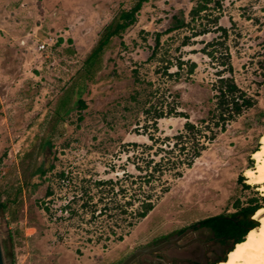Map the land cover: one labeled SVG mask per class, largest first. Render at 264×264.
I'll use <instances>...</instances> for the list:
<instances>
[{
    "label": "rangeland",
    "instance_id": "1",
    "mask_svg": "<svg viewBox=\"0 0 264 264\" xmlns=\"http://www.w3.org/2000/svg\"><path fill=\"white\" fill-rule=\"evenodd\" d=\"M135 1L0 0L5 264H115L147 241L262 195L238 176L257 167L252 153L264 133V0H209L193 20L189 10L197 0L143 1L136 20L111 37L95 73L85 78L83 61L104 28ZM175 18L188 24L167 32ZM226 52L235 82L254 104L187 166L174 136L185 121L177 113L196 123L208 117ZM179 60V74H166ZM189 61L196 62L191 73ZM78 97L86 107H77ZM150 104L174 110L155 118ZM46 139L50 147H43ZM41 165L52 166L40 174ZM144 198L153 208L139 217ZM195 234L211 235L200 227ZM232 244L216 242L211 263L227 258Z\"/></svg>",
    "mask_w": 264,
    "mask_h": 264
},
{
    "label": "trees",
    "instance_id": "2",
    "mask_svg": "<svg viewBox=\"0 0 264 264\" xmlns=\"http://www.w3.org/2000/svg\"><path fill=\"white\" fill-rule=\"evenodd\" d=\"M143 1L146 0H136L128 9L121 10L116 19L114 21H111L104 28L96 44L83 61L82 70L86 75L84 76L85 78H89L95 73V66L100 62V57L102 54L101 52L109 43L111 37L120 34L121 31H123L127 26H129L136 20V13L140 10ZM208 4L209 0H197L195 5H193L189 10L191 19H195L202 11L207 10ZM186 24L188 23L185 22L184 19L175 18L173 24L165 30L168 32L182 27ZM221 29L224 33H226L225 28ZM160 34L161 33L159 32L155 35V45L159 44ZM208 44L210 45V43ZM155 54L156 53H151L152 56ZM206 54L212 58L214 57L212 51H208ZM220 55L222 58L220 61L221 69L217 71V78L212 83V86L216 92L214 93L216 103L214 108L208 110V117L206 119H201L200 123H196L190 120L189 116L182 111H179L177 113L178 115L183 116L185 118V121L183 123V129L178 131V133L174 136L175 138L182 141V144L178 147V150L181 151L184 155L179 160L180 162L185 163L187 166H190L194 158L198 157L201 154V151L206 148V144L208 142H211L215 138L218 130H224L226 124L229 121L235 119V117L241 114L244 109L249 108L254 104V98L248 95L243 89H241L234 80V77L232 75L233 67L230 61V54L226 52L220 53ZM183 64L184 61L179 60L176 64V71L167 73L168 66L164 68V71H166V74L170 76L178 75V70H180ZM195 67L196 62L189 61L187 71L191 73ZM62 104L65 105V100L62 101ZM77 107H86V103L81 97L77 98ZM151 108H153V105H148V113L150 112ZM172 110L174 109H169L168 111H166V113H164V111L157 110V108L154 107V117L159 118L162 116H166L167 114L173 112ZM79 118H81V116H79ZM150 139L153 140L151 137ZM185 139L189 141L190 146H187V143L183 141ZM48 146L50 147V141L46 139L43 142V147ZM51 166L52 165H49L48 167ZM156 166H159V163L155 162L153 164V168H156ZM48 167H45V165H41L38 169L39 173L44 174L46 168ZM58 175L60 177H63L64 171H60ZM150 175L151 174L149 173V176ZM238 180L244 187L250 186V183L248 184L245 182V177L242 174L238 176ZM108 183L111 184L110 179L97 180V184ZM45 193L47 195H50L52 191L51 189L47 188ZM138 204L139 207L137 208V210H135V214L139 217H144L147 212H149L153 208V202L147 198L140 200ZM0 206H3V204L1 203ZM122 206L123 205H121V207ZM235 206H238L237 209L231 213H217L209 215L191 224L195 227L210 226L215 230L217 236L223 241L230 239L233 244L226 249L225 254L228 250L235 246V243H237L238 241H242L244 236L251 228H254L255 226H258L260 224L259 220L257 218H254L253 215L258 208L264 206V195L262 194L260 197L257 193H255L254 196H251L247 199V202L244 205H239V202H236ZM121 211L125 213L126 209H121ZM99 212H101L100 209ZM93 215L94 211L91 212V216ZM225 258L226 257H220L215 261Z\"/></svg>",
    "mask_w": 264,
    "mask_h": 264
},
{
    "label": "flooded vegetation",
    "instance_id": "3",
    "mask_svg": "<svg viewBox=\"0 0 264 264\" xmlns=\"http://www.w3.org/2000/svg\"><path fill=\"white\" fill-rule=\"evenodd\" d=\"M198 228L189 225L174 231L168 236L159 237L149 243L147 241L127 252L115 264H120L139 249L145 250L134 255L127 264H195L200 259H205L208 264H212V253L216 251L215 243L218 242V239L214 235L205 238L196 235L195 231ZM171 239L174 242H169L154 252L148 251V247H153Z\"/></svg>",
    "mask_w": 264,
    "mask_h": 264
},
{
    "label": "bare ground",
    "instance_id": "4",
    "mask_svg": "<svg viewBox=\"0 0 264 264\" xmlns=\"http://www.w3.org/2000/svg\"><path fill=\"white\" fill-rule=\"evenodd\" d=\"M253 157L256 160L257 167L256 168H246L244 171L245 181L250 184H257L259 190L264 195V133L260 136V146L252 153ZM264 208V206L258 208L254 213L253 217L257 218L260 222L258 226L251 228L247 234L244 236L242 241H238L234 247H232L229 251V255L225 259H221L217 261L215 264H229L232 260L231 253L236 251L238 247L243 244H246L250 241L253 234H259L261 230H264V213L260 212V209Z\"/></svg>",
    "mask_w": 264,
    "mask_h": 264
},
{
    "label": "snow or ice",
    "instance_id": "5",
    "mask_svg": "<svg viewBox=\"0 0 264 264\" xmlns=\"http://www.w3.org/2000/svg\"><path fill=\"white\" fill-rule=\"evenodd\" d=\"M260 212L264 213V208ZM231 255L229 264H264V230L253 234L249 242L238 247Z\"/></svg>",
    "mask_w": 264,
    "mask_h": 264
},
{
    "label": "water",
    "instance_id": "6",
    "mask_svg": "<svg viewBox=\"0 0 264 264\" xmlns=\"http://www.w3.org/2000/svg\"><path fill=\"white\" fill-rule=\"evenodd\" d=\"M169 242H174V240H172V239L167 240V241H164V242H162L158 245H155L153 247H148V251L154 252V251L160 249L161 247H163L164 245L168 244ZM143 250H145V249L136 250L133 254L128 256L126 259H124L120 264H127L134 255H136L138 252L143 251ZM0 264H5L1 237H0Z\"/></svg>",
    "mask_w": 264,
    "mask_h": 264
},
{
    "label": "crops",
    "instance_id": "7",
    "mask_svg": "<svg viewBox=\"0 0 264 264\" xmlns=\"http://www.w3.org/2000/svg\"><path fill=\"white\" fill-rule=\"evenodd\" d=\"M200 228H204V229H206L207 231H209V233H210L211 235L216 236L217 239H218V242H219V243H226V242H228V241L230 240V239H227V240H224V241H223L221 238H219V237L217 236L215 230L212 229L210 226H203V227H200ZM230 241H231V240H230ZM231 242H232V241H231Z\"/></svg>",
    "mask_w": 264,
    "mask_h": 264
},
{
    "label": "built area",
    "instance_id": "8",
    "mask_svg": "<svg viewBox=\"0 0 264 264\" xmlns=\"http://www.w3.org/2000/svg\"><path fill=\"white\" fill-rule=\"evenodd\" d=\"M43 46H44L43 44L40 45V47H43Z\"/></svg>",
    "mask_w": 264,
    "mask_h": 264
}]
</instances>
